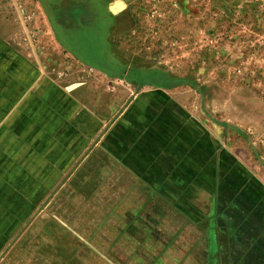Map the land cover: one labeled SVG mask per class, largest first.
Returning a JSON list of instances; mask_svg holds the SVG:
<instances>
[{
	"label": "rangeland",
	"instance_id": "obj_1",
	"mask_svg": "<svg viewBox=\"0 0 264 264\" xmlns=\"http://www.w3.org/2000/svg\"><path fill=\"white\" fill-rule=\"evenodd\" d=\"M101 1L0 0V264H264V0Z\"/></svg>",
	"mask_w": 264,
	"mask_h": 264
},
{
	"label": "flooded vegetation",
	"instance_id": "obj_2",
	"mask_svg": "<svg viewBox=\"0 0 264 264\" xmlns=\"http://www.w3.org/2000/svg\"><path fill=\"white\" fill-rule=\"evenodd\" d=\"M50 9L58 24L68 31L91 29L102 23L101 0H50Z\"/></svg>",
	"mask_w": 264,
	"mask_h": 264
},
{
	"label": "crops",
	"instance_id": "obj_3",
	"mask_svg": "<svg viewBox=\"0 0 264 264\" xmlns=\"http://www.w3.org/2000/svg\"><path fill=\"white\" fill-rule=\"evenodd\" d=\"M58 25H60L61 27H64L63 28L64 30H68L63 24H58Z\"/></svg>",
	"mask_w": 264,
	"mask_h": 264
}]
</instances>
